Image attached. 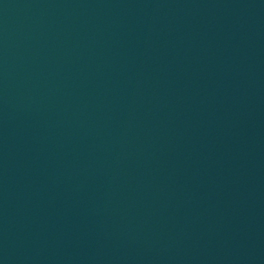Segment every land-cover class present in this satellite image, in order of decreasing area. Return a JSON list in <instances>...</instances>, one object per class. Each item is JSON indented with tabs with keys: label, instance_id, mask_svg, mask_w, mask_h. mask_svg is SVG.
Wrapping results in <instances>:
<instances>
[{
	"label": "water",
	"instance_id": "1",
	"mask_svg": "<svg viewBox=\"0 0 264 264\" xmlns=\"http://www.w3.org/2000/svg\"><path fill=\"white\" fill-rule=\"evenodd\" d=\"M0 264H264V0H0Z\"/></svg>",
	"mask_w": 264,
	"mask_h": 264
}]
</instances>
